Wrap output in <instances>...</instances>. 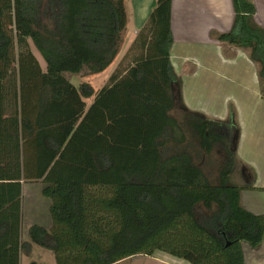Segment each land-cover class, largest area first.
<instances>
[{
	"label": "trees",
	"instance_id": "obj_1",
	"mask_svg": "<svg viewBox=\"0 0 264 264\" xmlns=\"http://www.w3.org/2000/svg\"><path fill=\"white\" fill-rule=\"evenodd\" d=\"M232 3L231 30L214 38L250 50L264 98V30L252 0ZM172 8L173 0L156 1L95 92L68 75L102 74L116 62L126 42L125 0H0V264H20L23 185L39 182L53 226L34 225L29 236L56 264H117L156 252L190 264H245L242 243L262 244L264 215L241 204L255 176L232 180L235 112L212 120L183 103L171 63ZM189 129L202 152L223 154L217 184L191 152L177 150Z\"/></svg>",
	"mask_w": 264,
	"mask_h": 264
},
{
	"label": "crops",
	"instance_id": "obj_2",
	"mask_svg": "<svg viewBox=\"0 0 264 264\" xmlns=\"http://www.w3.org/2000/svg\"><path fill=\"white\" fill-rule=\"evenodd\" d=\"M156 1L125 0L127 28L121 60L146 24ZM252 1L256 23L264 30V0ZM234 16L232 0H173L171 63L182 81V100L188 110L219 121L228 120L231 111L235 112L240 127L239 185L249 184L252 174L255 176L253 189L243 190L241 204L252 214L264 215V98L258 66L251 61L250 50L214 38L231 30ZM112 66L99 74L106 75L105 85L116 70H111ZM32 193L37 196L32 197ZM51 206L52 201L42 195L41 182L23 185V223L25 218L28 223L32 220L28 235L34 225L46 230L52 228ZM22 241L26 248L21 253L20 264H56L52 252L32 243L23 230ZM242 249L245 264H264V240L258 248L242 243ZM141 260L143 263H139ZM125 263L190 264L163 252L152 257H132L117 264Z\"/></svg>",
	"mask_w": 264,
	"mask_h": 264
},
{
	"label": "rangeland",
	"instance_id": "obj_3",
	"mask_svg": "<svg viewBox=\"0 0 264 264\" xmlns=\"http://www.w3.org/2000/svg\"><path fill=\"white\" fill-rule=\"evenodd\" d=\"M31 48H32L33 53L37 57L42 69L45 71L46 70V64H45L43 58L41 57V55L39 54V52L34 47L32 42H31ZM121 57L122 56L120 55L117 58L116 62L113 64L111 70H114V69H116V67H118L119 63L122 61ZM111 70L108 73H110ZM105 76L106 75H99V74L98 75H89L88 71H84L80 75H68V79L76 87H80L82 84L85 83L87 85H91L93 90L95 92H98L105 85V82H106L104 80ZM86 101H87V103L90 106L91 103H92V99H86ZM181 113L182 112L180 110H178V111L173 112L172 115H174L175 117L179 118ZM188 138H189L188 144L183 146V147H180L177 150L179 151V150H182L183 148H186L189 152H191L193 154L194 162L199 167H201L203 169L205 174L209 177V179L213 183L217 184L219 182L220 171H221V169L223 167V164H224V156H223V154L220 153V151L218 149H215L214 152L212 154H210V155L202 152L200 150L199 146H198V142H197V139H196L194 133L190 129H189V133H188ZM240 169H241V167L238 166L236 168L234 176L232 177L233 182L238 183V184H240V182H241ZM35 186L38 187L39 185L36 184ZM36 196H37L36 193H32V197H36ZM35 207H36V203H34V208ZM26 212L28 213L27 210H26ZM33 216L36 217L35 213L33 214ZM32 219H33V217H32ZM31 221L32 220H29V223H28L27 218H25L24 223H23V219H22V226H23L22 230H23L24 236L28 237V238H29V235H28V230L29 229L28 228H29V224H31L30 223ZM38 255H40V254H38ZM53 256H54V254H53ZM139 263H143V260H141ZM125 264H129V263H125Z\"/></svg>",
	"mask_w": 264,
	"mask_h": 264
}]
</instances>
